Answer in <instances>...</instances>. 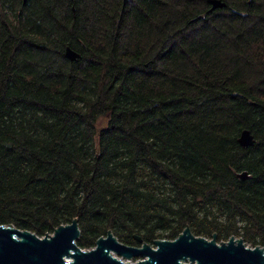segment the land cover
<instances>
[{
	"label": "trees",
	"instance_id": "trees-1",
	"mask_svg": "<svg viewBox=\"0 0 264 264\" xmlns=\"http://www.w3.org/2000/svg\"><path fill=\"white\" fill-rule=\"evenodd\" d=\"M222 1L0 0V224L264 246V0Z\"/></svg>",
	"mask_w": 264,
	"mask_h": 264
},
{
	"label": "water",
	"instance_id": "water-1",
	"mask_svg": "<svg viewBox=\"0 0 264 264\" xmlns=\"http://www.w3.org/2000/svg\"><path fill=\"white\" fill-rule=\"evenodd\" d=\"M207 2L208 12L226 6L222 0ZM65 56L74 61L79 54L67 46ZM237 142L247 148L254 145L255 139L250 130L244 129ZM236 176L249 178L247 171ZM80 236L77 218L42 237L12 224H0V264H264V246H249L233 235L217 242L215 233L211 238L196 236L189 226L174 239H155L151 244L134 236L138 246L120 242L108 230L93 247L82 249L77 244Z\"/></svg>",
	"mask_w": 264,
	"mask_h": 264
},
{
	"label": "rangeland",
	"instance_id": "rangeland-1",
	"mask_svg": "<svg viewBox=\"0 0 264 264\" xmlns=\"http://www.w3.org/2000/svg\"><path fill=\"white\" fill-rule=\"evenodd\" d=\"M104 123H105V120H104L103 118L100 119L99 122H98V126H99V128L102 127V126L104 125ZM247 245L252 246V245L249 244V243H247Z\"/></svg>",
	"mask_w": 264,
	"mask_h": 264
},
{
	"label": "flooded vegetation",
	"instance_id": "flooded-vegetation-1",
	"mask_svg": "<svg viewBox=\"0 0 264 264\" xmlns=\"http://www.w3.org/2000/svg\"><path fill=\"white\" fill-rule=\"evenodd\" d=\"M138 245H139V243H138ZM138 245H135V246H138Z\"/></svg>",
	"mask_w": 264,
	"mask_h": 264
}]
</instances>
